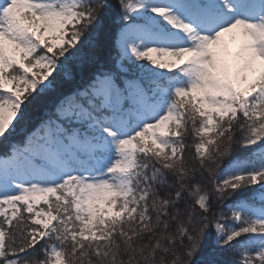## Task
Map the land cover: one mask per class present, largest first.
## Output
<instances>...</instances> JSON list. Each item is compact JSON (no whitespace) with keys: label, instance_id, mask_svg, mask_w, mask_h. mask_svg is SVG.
Returning a JSON list of instances; mask_svg holds the SVG:
<instances>
[{"label":"snow or ice","instance_id":"1","mask_svg":"<svg viewBox=\"0 0 264 264\" xmlns=\"http://www.w3.org/2000/svg\"><path fill=\"white\" fill-rule=\"evenodd\" d=\"M85 33L127 68L0 158V264H264V0H2L0 137Z\"/></svg>","mask_w":264,"mask_h":264},{"label":"trees","instance_id":"2","mask_svg":"<svg viewBox=\"0 0 264 264\" xmlns=\"http://www.w3.org/2000/svg\"><path fill=\"white\" fill-rule=\"evenodd\" d=\"M115 3L116 0H110ZM106 23H111L110 13H103ZM80 52L65 61L63 67L58 69L59 75L48 93L43 96L37 97L31 104H28L23 109L24 116L19 122H14V127L6 133L4 137L0 138V154L7 153L9 148L18 146L25 140L27 134L40 125L41 121L45 120L47 116L54 111V105L58 102L59 98L66 94L73 92L77 89H82L89 82L90 77L95 75L98 71H112L115 73H123L117 66L116 57V39L111 35H107L102 42H100L95 33L91 36L85 33L82 37L81 43L77 45ZM63 59V58H61ZM55 75V74H54ZM126 78V77H125ZM258 145H253L249 148H242L236 146L233 148L232 153L226 157L225 161L240 155H247L253 150L257 149ZM222 162V164L224 163ZM259 185H250L246 187L242 193L245 197H251L257 194ZM236 199V195L228 196L221 202V209L227 213L225 205L231 204ZM230 215V214H229ZM238 249L225 251L220 259L232 264V261L237 259L234 253Z\"/></svg>","mask_w":264,"mask_h":264},{"label":"rangeland","instance_id":"3","mask_svg":"<svg viewBox=\"0 0 264 264\" xmlns=\"http://www.w3.org/2000/svg\"><path fill=\"white\" fill-rule=\"evenodd\" d=\"M0 2H2V0H0ZM116 45H117V42H116ZM117 66H118V68H119L122 72H123V69H124V68H127V64H126V63L123 64V65H121V63H120L118 60H117ZM37 127H39V125L36 126L35 128H37ZM35 128L32 129V130L27 134V136L30 135L31 132L35 130ZM27 136H26V137H27ZM0 138H1V137H0ZM15 147H16V146H13V147L9 148V150H8L7 153L0 154V158L6 157V156H8V155H11V152H12L13 148H15ZM261 150H264V149H261ZM256 195L258 196L259 193H257Z\"/></svg>","mask_w":264,"mask_h":264}]
</instances>
